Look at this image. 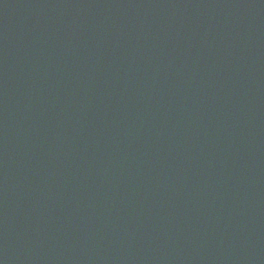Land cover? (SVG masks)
<instances>
[{
	"label": "water",
	"instance_id": "obj_1",
	"mask_svg": "<svg viewBox=\"0 0 264 264\" xmlns=\"http://www.w3.org/2000/svg\"><path fill=\"white\" fill-rule=\"evenodd\" d=\"M0 264H264V0H0Z\"/></svg>",
	"mask_w": 264,
	"mask_h": 264
}]
</instances>
